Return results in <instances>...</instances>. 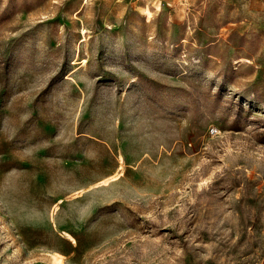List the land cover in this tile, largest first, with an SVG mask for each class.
I'll return each instance as SVG.
<instances>
[{
  "label": "rangeland",
  "instance_id": "obj_1",
  "mask_svg": "<svg viewBox=\"0 0 264 264\" xmlns=\"http://www.w3.org/2000/svg\"><path fill=\"white\" fill-rule=\"evenodd\" d=\"M233 9L0 0V264H264V32Z\"/></svg>",
  "mask_w": 264,
  "mask_h": 264
},
{
  "label": "crops",
  "instance_id": "obj_2",
  "mask_svg": "<svg viewBox=\"0 0 264 264\" xmlns=\"http://www.w3.org/2000/svg\"><path fill=\"white\" fill-rule=\"evenodd\" d=\"M234 17L240 20L234 26L242 27L243 31L248 27H260L264 32V0H233Z\"/></svg>",
  "mask_w": 264,
  "mask_h": 264
},
{
  "label": "built area",
  "instance_id": "obj_3",
  "mask_svg": "<svg viewBox=\"0 0 264 264\" xmlns=\"http://www.w3.org/2000/svg\"><path fill=\"white\" fill-rule=\"evenodd\" d=\"M217 131L216 127L210 128V134H213Z\"/></svg>",
  "mask_w": 264,
  "mask_h": 264
},
{
  "label": "bare ground",
  "instance_id": "obj_4",
  "mask_svg": "<svg viewBox=\"0 0 264 264\" xmlns=\"http://www.w3.org/2000/svg\"><path fill=\"white\" fill-rule=\"evenodd\" d=\"M122 168V167H121ZM118 172H119V169H118ZM108 182V181H107Z\"/></svg>",
  "mask_w": 264,
  "mask_h": 264
}]
</instances>
